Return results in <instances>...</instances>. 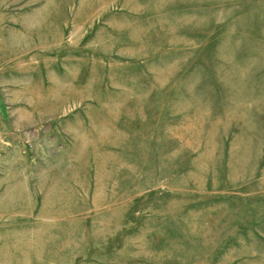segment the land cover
I'll return each mask as SVG.
<instances>
[{
	"label": "rangeland",
	"instance_id": "obj_1",
	"mask_svg": "<svg viewBox=\"0 0 264 264\" xmlns=\"http://www.w3.org/2000/svg\"><path fill=\"white\" fill-rule=\"evenodd\" d=\"M0 264H264V0H0Z\"/></svg>",
	"mask_w": 264,
	"mask_h": 264
}]
</instances>
